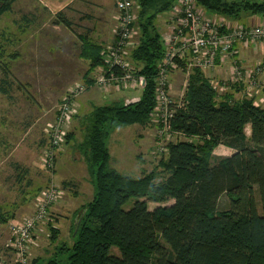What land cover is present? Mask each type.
<instances>
[{"label": "trees", "instance_id": "trees-1", "mask_svg": "<svg viewBox=\"0 0 264 264\" xmlns=\"http://www.w3.org/2000/svg\"><path fill=\"white\" fill-rule=\"evenodd\" d=\"M15 1L0 0V15L10 11ZM175 2L135 0L138 38L131 60L143 77L141 95L127 103L94 105L84 115L77 150L84 157L93 197L75 220L72 244L63 246L64 260L53 256L44 262L33 259L30 264H264V107L252 98L229 100L234 94L228 92L220 97L203 70L191 67L182 105L171 120L174 134L180 133L185 140L168 142L156 166L139 177L109 166L111 130L118 125L145 126L152 120L155 77L165 55L155 21ZM195 3L233 19L243 15L264 18V0ZM56 15L59 20L54 22L71 27L61 12ZM80 36L79 57L89 62L82 77L92 83L91 70L102 62L101 45ZM4 55L0 46V59ZM177 63L186 67L185 61ZM0 68L6 69L0 93L7 94L9 68ZM71 137L67 135L68 140ZM219 145L232 153L215 156ZM222 194L228 199L226 209L218 208ZM149 202L157 205L150 209ZM13 217L0 209V224ZM52 228L51 239L57 233Z\"/></svg>", "mask_w": 264, "mask_h": 264}, {"label": "rangeland", "instance_id": "rangeland-1", "mask_svg": "<svg viewBox=\"0 0 264 264\" xmlns=\"http://www.w3.org/2000/svg\"><path fill=\"white\" fill-rule=\"evenodd\" d=\"M94 1L97 5L106 4V0ZM74 7L75 10L69 12V15L67 12L62 13L72 22L71 27L54 22L59 17L50 13L37 0H16L10 11L0 15V46L5 51L0 65L9 68L6 77L9 92L0 93L1 212L13 214L14 217L9 221L17 223L35 211L37 198L46 187L55 184L62 190L57 200L50 204L47 215L38 219L33 227L32 239L25 250L27 264L36 258L44 262L53 256L59 261L64 260L66 253L63 252V246L72 244L71 231L75 220L80 219V210L93 197V185L84 157L77 150L78 142L82 138L84 115L94 105L138 100L143 88L114 86L110 82L107 84L109 86L101 87L95 85L94 81H84L82 75L89 62L79 58L82 44L79 36H87L99 44L102 40L107 42L114 30L110 27V19L105 20L110 16L109 6H105V12L97 6L94 13L87 4L76 3ZM135 7L136 10L133 6L134 13L137 12L136 3ZM199 11L204 10L199 8ZM90 12L92 16H97V23L87 17ZM133 66L135 74L140 76L136 71L137 66ZM95 69L91 71L94 73ZM4 70L0 68V80L4 78ZM180 70L181 73L186 72L183 68ZM215 80L210 82L217 94L220 97L226 95L228 79H221V84ZM233 81L232 78L231 82ZM182 82L173 87V96L180 94ZM78 84H84V90L75 97L68 94ZM128 88L134 91L121 94L126 98L121 99L120 95L114 94L120 92V89ZM67 96L72 98L76 113L67 126L63 141L55 147V168L53 172L47 171L41 164V150L50 132L49 124ZM229 100L236 98L233 96ZM155 120L152 118L145 126L118 125L111 130L107 139L109 166L122 174L139 177L143 171H150L156 166L161 155L165 153L168 142L185 140V136L177 134L156 139ZM68 134L72 135L70 140L67 139ZM231 153L232 151L220 145L213 151L215 156H228ZM14 162L17 164L13 167ZM18 177L21 182L16 181ZM63 181L71 184L64 186ZM26 182H30V185L27 186ZM156 205L157 203L149 202L148 207L152 209ZM227 207L228 199L222 194L218 208ZM7 223L0 224V243L4 251L0 254V263L21 264L7 247ZM51 226L57 228L53 239L50 238V234L54 232ZM111 251L118 254L116 247H111Z\"/></svg>", "mask_w": 264, "mask_h": 264}, {"label": "built area", "instance_id": "built-area-1", "mask_svg": "<svg viewBox=\"0 0 264 264\" xmlns=\"http://www.w3.org/2000/svg\"><path fill=\"white\" fill-rule=\"evenodd\" d=\"M135 0H115L117 10V26L115 37L111 44L104 46L100 52L101 62L91 73L95 85L107 87L109 82L120 87L141 88L143 77L135 74L131 60V51L137 44L138 28L136 12L133 11ZM195 0H176L170 10L174 13L177 23L173 31L164 37L165 55L158 64L155 77V112L152 118L157 122L156 139L174 134L171 120L177 107L182 105V97L186 81L178 96L172 95L170 72L179 65L177 60L186 62V66L203 70L213 68L217 64V57L230 55L236 42L249 39L251 41L264 39V24L253 27L235 26L228 29L217 24L197 11ZM169 10V11H170ZM137 36V38H136ZM136 38V39H135ZM263 66L240 68L232 65L233 80L246 76L250 78L249 87H254L252 74H261ZM264 86V83H261ZM84 84H78L71 89L74 97L84 90ZM76 113L71 97H65L58 108L57 115L50 123V132L46 138V145L41 150V164L49 171L55 168L54 150L64 138L67 126ZM180 136V133H176ZM62 192L55 184L46 187L37 198L35 211L27 218L9 223L8 247L15 254V260L27 264L26 248L32 239V230L38 219L47 215L50 204L55 202Z\"/></svg>", "mask_w": 264, "mask_h": 264}, {"label": "crops", "instance_id": "crops-1", "mask_svg": "<svg viewBox=\"0 0 264 264\" xmlns=\"http://www.w3.org/2000/svg\"><path fill=\"white\" fill-rule=\"evenodd\" d=\"M37 1L41 3L50 13L54 15H56L59 12L63 14L67 12V14L69 15V12H72L73 10H75L74 5L76 3H78L79 5L87 4L90 8V11H92L93 13L97 11V6L103 9L104 12H105V9H104L105 6L106 5L107 7L109 6L108 14L110 16L107 17L105 20L110 19L111 21L110 27L114 31H113L112 37L109 38L107 42H105V40H102L101 42H99V44H101L100 52L102 48L106 46L104 44L113 42L114 37H115V30L117 26V10L115 7V0H106L105 5H100V4L97 5V3L94 0H37ZM134 8L136 10L135 6ZM199 8L201 9L203 8L199 6L197 7V11L201 15L211 19L217 24L224 25L228 29L234 28L235 26H239V25L244 26V27H250V26L253 27V26H259V25L264 24V18L259 17V16L243 15L239 19H233L231 17H226L223 15L209 12L205 9H203L204 11H199ZM87 17L91 18L93 21H96L97 23L96 15L92 16V13L90 12V14L89 13L87 14ZM155 22H156V27L158 31L160 32L161 38L164 43V37L173 31L177 23V19L174 13L172 12V10H170V11H166V12H163L157 15ZM136 25H137V22H136ZM163 45L165 47V44ZM232 65H238L242 69L253 68L255 66L262 65L263 71L261 74H252L253 75L252 81L254 82V85H253L254 87H249L250 78L246 76L240 78L239 80L231 82V79L233 77ZM181 68L183 67L178 66L176 69L170 72L169 79H170L172 89L173 87H176L178 84H180L182 80L183 82H185L187 79L189 70L187 69V67H185L183 69L186 70V72L181 73V70H180ZM203 73L211 82L217 78H220L219 80H215L216 82H219V84H221L222 82L221 79H225V80L228 79L227 81L228 85H227L226 92L234 94V97L236 99H240L242 97L252 98L256 104L264 107V86L261 85L262 82L264 83V39H257L254 41H251L249 39H244V40L236 42V44L234 45L232 54L218 56L216 66L210 69L203 70ZM129 91H134V90H130L129 88L120 89V92H115L114 94L120 95L121 96L120 98L122 99L126 97L122 96L121 94H124L125 92H129ZM246 128H247L246 134L249 135V132H250L249 126H247ZM220 146L227 150L232 151V149L224 145H220ZM16 164L17 163L14 162L13 167ZM24 172L27 173V170H24ZM28 180H31V179L28 178ZM16 181L21 182V178L20 177L16 178ZM29 185L30 184H27V186ZM3 252L4 251L2 250V244L0 243V254L1 253L3 254Z\"/></svg>", "mask_w": 264, "mask_h": 264}]
</instances>
